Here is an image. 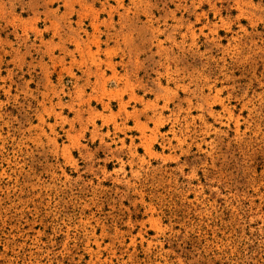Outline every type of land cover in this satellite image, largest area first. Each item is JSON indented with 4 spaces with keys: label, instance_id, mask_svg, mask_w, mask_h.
<instances>
[{
    "label": "rangeland",
    "instance_id": "374dc122",
    "mask_svg": "<svg viewBox=\"0 0 264 264\" xmlns=\"http://www.w3.org/2000/svg\"><path fill=\"white\" fill-rule=\"evenodd\" d=\"M0 264H264V0H0Z\"/></svg>",
    "mask_w": 264,
    "mask_h": 264
}]
</instances>
